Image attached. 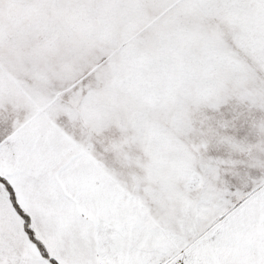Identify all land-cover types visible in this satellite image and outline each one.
I'll return each mask as SVG.
<instances>
[{"label":"snow or ice","instance_id":"snow-or-ice-1","mask_svg":"<svg viewBox=\"0 0 264 264\" xmlns=\"http://www.w3.org/2000/svg\"><path fill=\"white\" fill-rule=\"evenodd\" d=\"M0 264H264V0H0Z\"/></svg>","mask_w":264,"mask_h":264}]
</instances>
